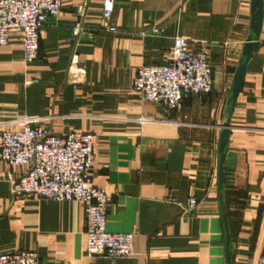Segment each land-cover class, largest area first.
Returning a JSON list of instances; mask_svg holds the SVG:
<instances>
[{"label": "crops", "instance_id": "0c3cea01", "mask_svg": "<svg viewBox=\"0 0 264 264\" xmlns=\"http://www.w3.org/2000/svg\"><path fill=\"white\" fill-rule=\"evenodd\" d=\"M87 1L79 17L83 0H64L42 29L34 63L25 65L21 33L0 46V144L3 129L22 130L28 117L45 118L57 135L94 134L93 182L114 195L108 230L136 233L138 257H89L88 205L14 198L12 181L26 168L1 155L0 254L36 251L41 264H226L224 207L233 264H256L264 257V23L230 116L227 108L252 0H114L115 34L101 29L105 0ZM176 36L208 52L214 87L170 112L143 100L133 81L142 66L172 58ZM228 119L234 169L223 206L218 150ZM170 198L198 206L185 214Z\"/></svg>", "mask_w": 264, "mask_h": 264}, {"label": "built area", "instance_id": "2783aa9c", "mask_svg": "<svg viewBox=\"0 0 264 264\" xmlns=\"http://www.w3.org/2000/svg\"><path fill=\"white\" fill-rule=\"evenodd\" d=\"M64 0H0V46L10 44V34L22 35L25 65L34 63L40 54V35L49 18H58ZM88 1L77 8L79 17L85 16ZM114 0H105L102 31L117 33L112 23ZM84 31L81 24L73 34ZM163 29L154 28L160 35ZM78 61L75 56L73 62ZM214 87V70L204 48H192L188 39L174 38L173 56L162 64L142 66L133 81V91L143 100L162 105L170 112L183 108L186 100L205 98ZM45 118L28 117L21 123L22 130L1 131L0 155L12 167L26 171L12 181V196L16 199L35 197L58 203L83 202L88 205L86 219V250L89 257L105 256L111 259L138 257L134 247L136 233H113L108 230V212L114 195L96 186L92 178L94 134L71 132L57 135L41 125ZM1 125V124H0ZM185 214L198 206L195 198L181 203ZM0 264H41L36 251L0 254ZM256 264H264L261 257Z\"/></svg>", "mask_w": 264, "mask_h": 264}, {"label": "water", "instance_id": "95a60500", "mask_svg": "<svg viewBox=\"0 0 264 264\" xmlns=\"http://www.w3.org/2000/svg\"><path fill=\"white\" fill-rule=\"evenodd\" d=\"M251 24L250 35L244 43L242 56L239 61V66L236 69L234 78L232 81L230 94L227 99V108L229 116L232 114L236 101L241 92L244 84L247 67L252 59L253 55L258 49L259 39L263 29L264 23V0H252L251 3ZM233 126L228 119L223 125L220 126L221 133L219 139V165H218V192L219 197L222 200L223 205V191L226 183H230V178L225 177V171L227 166L225 164L226 159H231V155L228 154L230 137L232 135ZM223 207V206H222ZM224 229L226 232V264H233V254L231 252V236L229 231V222L226 215H223Z\"/></svg>", "mask_w": 264, "mask_h": 264}, {"label": "trees", "instance_id": "16d2710c", "mask_svg": "<svg viewBox=\"0 0 264 264\" xmlns=\"http://www.w3.org/2000/svg\"><path fill=\"white\" fill-rule=\"evenodd\" d=\"M225 164H226V166H227V169H226V171H225V177L226 178H230V176H231V173L233 172V166H234V164H233V162H232V158L231 159H226V162H225ZM230 180H231V178H230ZM229 183H226L225 184V186H227ZM224 206V205H223ZM223 215H225V213H224V207H223Z\"/></svg>", "mask_w": 264, "mask_h": 264}]
</instances>
